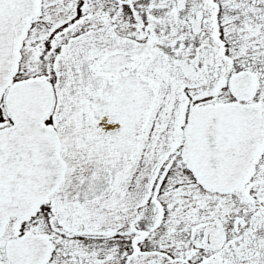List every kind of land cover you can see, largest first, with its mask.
<instances>
[{
	"label": "snow or ice",
	"instance_id": "1",
	"mask_svg": "<svg viewBox=\"0 0 264 264\" xmlns=\"http://www.w3.org/2000/svg\"><path fill=\"white\" fill-rule=\"evenodd\" d=\"M0 264H264V0H0Z\"/></svg>",
	"mask_w": 264,
	"mask_h": 264
}]
</instances>
